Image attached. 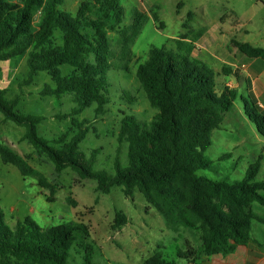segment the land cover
<instances>
[{
	"label": "trees",
	"instance_id": "obj_1",
	"mask_svg": "<svg viewBox=\"0 0 264 264\" xmlns=\"http://www.w3.org/2000/svg\"><path fill=\"white\" fill-rule=\"evenodd\" d=\"M93 1L110 6L111 23L92 11V3H81L72 17L63 9L65 0H0V64L28 54V73L21 86L32 85L42 73L49 76L53 85H46L42 96L61 100L68 95L74 100L75 107L62 119L78 116L96 102V109H101L102 94L110 100L108 73L116 39L126 30V9L122 0ZM38 8L43 10L36 30L34 12ZM161 8L157 2L151 12L155 25L163 30ZM193 18L189 13L182 23V38L194 30L189 25ZM231 44L247 58L264 62V48L236 39ZM65 66L75 73L66 76L62 70ZM229 72L224 70L228 76ZM134 73L155 114L146 123L129 110L121 111L123 124L111 174L94 170L102 149L88 154L82 148L91 129L96 131L90 121L83 120L73 136L63 134L47 140L39 133L45 117L21 113L17 110L20 96L7 99V91L1 88L0 113L6 121L25 129L23 140L47 156L57 173L72 169L81 180H95L104 194L121 187L126 198L133 199L138 191L162 216L167 229L195 232L200 247L178 254L184 264L214 255L226 257L240 246L264 252L263 245L252 237L253 222L261 221L254 213V204L264 206V181L258 180L261 161L251 165L239 181L217 180L201 172L218 174L205 154L212 146L213 132L235 110L237 101L243 103L247 118L264 138L262 107L250 93L245 97L229 86L218 91L216 73L208 64L172 46L149 49ZM121 100L128 103L125 95ZM124 148L125 162L121 159ZM229 157L226 154L221 159ZM0 158L17 167L22 176L36 178L53 202L58 186L30 164L29 156L0 145ZM127 224L126 215L117 213L113 230ZM76 254L81 264H95V247L87 225L69 223L44 229L26 217L11 227L0 207V264H71ZM144 264L180 263L157 253Z\"/></svg>",
	"mask_w": 264,
	"mask_h": 264
},
{
	"label": "rangeland",
	"instance_id": "obj_2",
	"mask_svg": "<svg viewBox=\"0 0 264 264\" xmlns=\"http://www.w3.org/2000/svg\"><path fill=\"white\" fill-rule=\"evenodd\" d=\"M68 1L63 9L75 17L78 8L73 0ZM82 2L92 3V11L111 23L110 17L113 12L108 4L93 0ZM122 2L126 9V25L129 27L130 35L124 32L114 44L111 71L108 73L111 82L110 100L102 94L99 97L100 102H104L101 109H96L98 104L96 102L90 110H85L75 117L62 119V115H68L75 107L74 100L68 95L61 100L42 96L41 92L45 86L53 85L49 76L42 73L32 85L21 86L28 73V54L0 64L2 68L0 88L7 91V99L19 95L18 111L45 117L39 128L42 137L51 141L63 134L73 136L79 132L83 120L90 121L96 131L91 129L82 148L88 154L94 149H102L94 170L110 174L114 173L117 137L123 124L121 111L129 110V113L146 123L150 122L155 114L135 78L134 68L141 59L127 49L128 47L118 46L120 42L122 45L130 39L138 22L143 23L145 27L147 41L156 38L160 31L167 37L181 33L182 38V34L185 33L182 23L187 20L188 14L192 13L194 18L189 25L192 28L200 25L209 26L214 38L224 42L223 47H230L228 48L230 51L234 48L231 44L233 39L264 48V0H122ZM157 2L162 4L160 19L165 24L163 30L158 29L151 19V11ZM165 42L164 45L171 46V43ZM237 55L235 59L237 62L233 68L224 63L216 65L217 89L222 91L227 87L226 84L232 86L237 84L233 81L235 69L241 82L239 87L245 89L240 92L246 97L245 91L248 89L246 77L251 75L255 81L264 70V63L258 61L252 64V61L240 51ZM144 59L145 56L142 61ZM225 69L232 73V78L226 77L228 75L224 73ZM62 70L66 76L75 73L67 66ZM263 84L264 74L261 81H255L257 93L264 100ZM122 95L126 96L128 103L121 100ZM88 126L90 127V124ZM24 134V128L6 121L0 113V145L8 146L20 156H29L30 164L43 173L51 183L56 184L58 191L53 196V202H50L49 191L42 189L36 178L22 176L17 167L3 163L0 158V207L11 227L26 217L32 218L44 229L61 224L83 223L90 229L92 244L95 247V264H144L146 259L157 253H161L169 261L183 264L184 261L178 257L180 252H185L189 248L199 249L200 243L195 232L185 229L173 232L167 229L162 216L138 191L133 199L126 198L121 187H115L109 194H104L98 190L95 180H81L72 169L59 174L47 156L39 154L29 142L23 140ZM226 154L230 157L221 159ZM205 155L219 170L218 174L201 171L209 177L239 181L245 177L248 168L260 160L262 166L258 180L264 181V138L247 118L244 105L240 101L236 102L235 110L227 115L220 129L213 132L212 146ZM121 159L125 162V148L121 152ZM253 210L261 221L253 222L252 237L264 247V206L256 203ZM117 213L126 215L128 224L119 230H113ZM81 263L80 255L77 254L75 259L71 260V264Z\"/></svg>",
	"mask_w": 264,
	"mask_h": 264
},
{
	"label": "crops",
	"instance_id": "obj_3",
	"mask_svg": "<svg viewBox=\"0 0 264 264\" xmlns=\"http://www.w3.org/2000/svg\"><path fill=\"white\" fill-rule=\"evenodd\" d=\"M9 1L15 2V3H21V0H9ZM82 1L73 0L77 8L79 7L81 3H83ZM68 3L69 1L65 0V6ZM42 10H43L42 8H38L34 12V28H37V29L39 28L41 17H42ZM143 27H144L143 23L138 22V25H136V30L134 33H132V36L130 37V39L126 40L122 45H121V42L118 44V46L128 47L127 49H130L132 53L137 54L136 57H138L141 60L144 58L146 52L149 49L161 48L164 46V43H166L165 41H168L169 43H171V46H173V48L176 51L187 54L193 59H197V60L205 62L214 70V72L216 71L215 70L216 65L224 63L233 68L236 64L235 62H237L235 60L236 57H238L237 52L239 54V51L237 50V48L235 49L233 48L230 51L228 49L230 47H223L224 42H219L216 37L214 38L212 34V30L207 25H200L199 27H194V30L184 39L180 38L181 33L177 34L176 36L171 35L170 37H167L166 35H164L165 33H163V31H160L159 34L156 33L159 37L156 36V38H154L151 41H147L145 27L144 28ZM128 30H129V27H127L126 25L125 33L127 35H130ZM230 54L232 56H230ZM249 60L252 61V64L258 61L259 62L261 61L259 59H249ZM233 73H234L233 81L235 84L236 83L237 84L233 86L229 84H226V85L231 88L238 89L239 92L241 90H245L239 87V84L241 82L239 80V76L236 74L235 69ZM231 74L226 77L232 78ZM263 74H264V70L259 74L258 78H256L255 81L256 80L261 81ZM245 80L248 86V89L245 91L247 92L246 95H248L249 93L252 94L254 99L263 109L264 100L261 99V97L257 93L255 81L253 80L251 75H248ZM240 94L242 95L241 92ZM191 264H264V252L254 250L249 247L240 246L238 247L235 253L228 255L226 257L222 255H214L208 259H200V260H197L195 263H191Z\"/></svg>",
	"mask_w": 264,
	"mask_h": 264
}]
</instances>
